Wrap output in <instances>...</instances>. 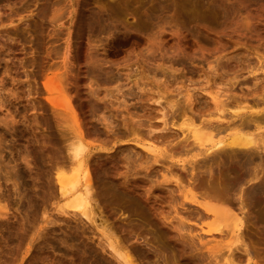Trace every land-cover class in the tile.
I'll list each match as a JSON object with an SVG mask.
<instances>
[{"label":"rangeland","instance_id":"1","mask_svg":"<svg viewBox=\"0 0 264 264\" xmlns=\"http://www.w3.org/2000/svg\"><path fill=\"white\" fill-rule=\"evenodd\" d=\"M263 95L264 0H0V264H118L103 234L137 264H226L241 241L264 264L263 227L232 193L244 226L239 242L227 235L212 157L183 150L189 121L210 148L226 134L204 121ZM77 136L95 223L59 198Z\"/></svg>","mask_w":264,"mask_h":264},{"label":"bare ground","instance_id":"2","mask_svg":"<svg viewBox=\"0 0 264 264\" xmlns=\"http://www.w3.org/2000/svg\"><path fill=\"white\" fill-rule=\"evenodd\" d=\"M252 101L253 106H250L249 104V107L243 108L241 112L233 114H225L221 112L214 121H204L206 123L203 124L206 128L203 130L205 131V129H208L209 132L212 133V139L213 137L226 134V138H221L218 141L212 140V146L210 148H206V145L204 146L202 143L203 141L201 142L204 138L201 135L202 129L194 127V123L192 121L185 124L189 128L188 131L190 136L185 135L184 142H186V144L183 146V150L185 149L186 151L187 147L190 145L191 148L187 151L191 152L195 147H197L195 145H199L197 148L200 149L198 150L199 153L194 155L193 158L200 156L212 157V192L216 201L223 207L220 211H222V213H226L233 221L231 227L228 226L227 228L229 230L227 235H232L235 242H239L241 240V230L244 226V221L243 218L238 216V214L234 215L227 209L231 206L229 195L232 193L238 195L240 212L243 214V217L245 216L248 220H252L254 225H261L264 229V95L262 97H255ZM191 106H193V104ZM173 112V115L171 114L173 117L179 116L181 119L186 117L188 114L182 111H179L180 113L178 112L177 114L175 110H173ZM175 113L177 116H175ZM165 117L166 115H163V119H165ZM170 127L171 128L164 130L173 132V130H175L173 129L174 123ZM178 128L180 129V127ZM171 137L172 134L168 136L169 139ZM76 138H79V143L73 146L71 161L69 162L76 166L71 168V166L66 165L67 163H64L57 169L59 170V173H57L56 176L60 189L59 198L72 199L73 205L71 207L73 208V211H77L74 213L72 212V214L77 215V213H79L82 217H85L89 223H95L93 220L94 217H92L94 214L92 215L93 210L90 199L93 185L88 161L85 156L89 147L83 142L81 137L77 136ZM190 139H193L194 143L191 141L190 144ZM135 144L148 153L155 154L157 152L153 142H151L149 146L139 142H135ZM205 157L204 159H206ZM226 159H228L235 167L231 168V165L222 169L223 163L226 162ZM214 162H218L217 176L215 173L216 169L213 167ZM184 163L185 162L182 164V169H185L186 167V164ZM189 164H191V162H189ZM67 168H69V172H62ZM194 171L195 168L193 165L192 173ZM69 173L70 175H68ZM215 177H217V180ZM175 182L177 187H180V184L182 185V183L179 184L178 180ZM250 184L252 185L250 186ZM248 185L249 187L245 188ZM184 186L187 187L186 185ZM57 198L58 197H56V199ZM196 198L197 196L194 193H191L192 201L198 204ZM255 207H258L259 210L255 211V214H252V209ZM2 210L4 209H1V211ZM5 211L8 212L6 209ZM4 213H0V217H5ZM68 215L71 214L68 213ZM224 228L226 227H218L214 230V232L216 234L220 233L221 235L224 232ZM102 237H104L105 241L102 240V242H100V247L103 251L107 253L110 252L109 255L116 260V263L137 264L127 249L122 248L115 239H112V237L105 234H103ZM248 246L249 245H246L243 241H241V248L239 247V249H245L243 252H237L234 257L231 256V254L230 256L232 259L228 258L229 260H226V264H236V262H241L244 259L243 256H246L249 264H252L250 263V260H252L256 254L255 250L250 249ZM235 248L237 249L238 247ZM238 253L240 255H237ZM214 259L216 258L212 257V264H220Z\"/></svg>","mask_w":264,"mask_h":264}]
</instances>
